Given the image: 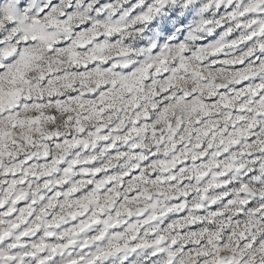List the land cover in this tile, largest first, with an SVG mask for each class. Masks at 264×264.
Segmentation results:
<instances>
[{
	"label": "snow or ice",
	"instance_id": "1",
	"mask_svg": "<svg viewBox=\"0 0 264 264\" xmlns=\"http://www.w3.org/2000/svg\"><path fill=\"white\" fill-rule=\"evenodd\" d=\"M0 264H264V0H0Z\"/></svg>",
	"mask_w": 264,
	"mask_h": 264
}]
</instances>
